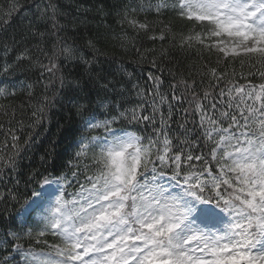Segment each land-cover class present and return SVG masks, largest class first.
I'll return each instance as SVG.
<instances>
[{"label": "snow or ice", "instance_id": "obj_1", "mask_svg": "<svg viewBox=\"0 0 264 264\" xmlns=\"http://www.w3.org/2000/svg\"><path fill=\"white\" fill-rule=\"evenodd\" d=\"M31 7L22 29L0 43V74L25 64L38 70L44 94L35 98L34 85H26L33 123L64 96L82 131L67 161L53 160L51 171L29 175L26 187H37L22 203L12 196L20 222L0 234V264H264V0L125 5L119 23L137 33L151 30L139 13L171 9L184 30L149 39H170L181 51L214 54L216 65L224 64H205L199 84L181 77L168 94L160 91L161 77L149 73L151 88L132 85L139 100L103 76L95 80V100L80 97L79 81L63 71L77 50L60 36L65 26L58 0H33ZM116 38L123 43L127 34ZM237 63L247 75L233 67L229 76L225 69ZM152 65L158 67L155 60ZM205 79L211 91H198ZM14 95L0 86V98ZM177 113L184 129L192 117L194 135L187 129L183 139L171 135ZM5 117L0 177H19L33 135L23 136L24 122L10 103H0Z\"/></svg>", "mask_w": 264, "mask_h": 264}, {"label": "trees", "instance_id": "obj_2", "mask_svg": "<svg viewBox=\"0 0 264 264\" xmlns=\"http://www.w3.org/2000/svg\"><path fill=\"white\" fill-rule=\"evenodd\" d=\"M32 2L33 0H0V20L4 21L0 23V43L9 40L14 32L22 29L27 23L25 13H28L31 18V12L35 11L31 7ZM139 2L141 0H58L64 13L60 23L65 26L60 36L66 38L67 43L77 50L76 58L64 64L63 71L66 76L70 72V78L79 81L82 89L79 93L80 97L88 94L95 100V89L98 87L95 80L100 76H103L106 81H111L118 89L123 85L129 98L139 100L140 98L135 96L136 89L132 88V85H138L143 89L151 88L152 81L147 78L149 73L161 77L164 84L160 91L168 94L171 92L169 84L177 83L181 77L194 79L199 84L201 76L198 73L205 64L210 67L224 68L223 63L216 65L214 54L211 56L206 52L201 54L196 49L181 51L170 39L163 41L149 39V36H158L161 31L168 33L170 29L171 32L179 34L184 30V22L171 9L165 10L161 15L139 13L138 18L141 21L146 19L150 23L151 30L147 33L144 31L137 33L126 23L121 25L117 12H122L125 5L135 6ZM125 33L127 39L122 43L116 37L124 36ZM96 37H107V39L97 43L96 48L92 49L88 46V42ZM80 57L89 63H84ZM153 60L156 61L158 67H153ZM0 62H2V57H0ZM233 67L237 74L247 75L248 73V68L242 69L238 63L230 64L225 69L229 76L232 74ZM38 78V70L26 64L11 75L0 74V81H2L0 86L11 87L15 91V95L9 97L8 101L0 98V103H10L16 108L15 119L23 120L25 138L29 133L33 135L31 145L23 153L25 159L20 169L23 175L17 177L9 172L0 177V197H3L0 198V234L13 226V220L17 225L20 222L16 211L20 204L12 200V196L16 195L22 203L25 195L30 194L32 188L37 187L34 184L26 187L25 181L28 180L29 175L34 171L46 174L44 170L49 168L53 160L57 164L61 160L67 161L82 131L76 108L64 96L59 98L53 108L47 110L45 118L38 125L33 123L32 109L27 106L29 97L26 94L28 91L26 85H34V97H41L44 94V86ZM253 82L258 83L259 79ZM206 89L207 79L198 91ZM207 90L211 91V89ZM48 95H52L51 89ZM185 107L188 105L185 104ZM188 120L186 129L192 132L196 125L191 122L192 117L189 116ZM0 122L7 126L6 117L0 118ZM182 123H184V118L177 113L171 124V135L177 137L178 140L184 138L186 131L180 127ZM30 124L33 125L31 128L28 127ZM192 134L195 133L192 132ZM42 157L44 160L41 159ZM49 170L51 171V168ZM16 179L20 180L18 185L15 183Z\"/></svg>", "mask_w": 264, "mask_h": 264}]
</instances>
